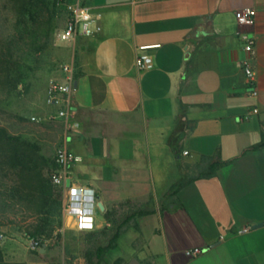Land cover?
Segmentation results:
<instances>
[{"label":"crops","instance_id":"crops-1","mask_svg":"<svg viewBox=\"0 0 264 264\" xmlns=\"http://www.w3.org/2000/svg\"><path fill=\"white\" fill-rule=\"evenodd\" d=\"M84 4L99 32L65 43L73 116L58 119V141L80 159L71 182L92 189L102 206L96 231L111 228L106 211L117 220L148 212L130 220L104 257L118 252L114 264H264V225L252 228L264 224V146L254 148L264 143V0ZM247 7L253 24L239 26L234 14ZM242 32L254 40L257 97L245 83ZM141 53L151 68L136 66ZM215 158L214 177L166 196ZM243 227L250 230L237 234ZM192 248L201 254L187 256Z\"/></svg>","mask_w":264,"mask_h":264},{"label":"rangeland","instance_id":"rangeland-1","mask_svg":"<svg viewBox=\"0 0 264 264\" xmlns=\"http://www.w3.org/2000/svg\"><path fill=\"white\" fill-rule=\"evenodd\" d=\"M74 1L40 0L41 9H37V2L33 0L31 13L25 17L26 29L30 34L23 47L24 68L22 84H19L22 95L12 94L0 104V128L12 137L31 143L41 157L44 171L50 174L55 169V150L60 146V126L58 120L49 118L51 112L43 113V108L48 106L47 91L50 84L59 82L65 65L66 41L60 38V34L67 18L66 5ZM1 15L9 24L15 23L10 5L2 0L0 18ZM1 179L7 184L11 182L10 177L2 178L0 175ZM53 228L46 240L47 247L41 253V248L30 249L29 240L24 238L18 226L1 222L0 248L5 260L10 264H86L84 255L90 246V232L80 233L71 229L64 219L62 202L60 217H54ZM117 253L109 252L104 257V264H114L116 260L113 257ZM124 262L121 260L117 263Z\"/></svg>","mask_w":264,"mask_h":264},{"label":"trees","instance_id":"trees-1","mask_svg":"<svg viewBox=\"0 0 264 264\" xmlns=\"http://www.w3.org/2000/svg\"><path fill=\"white\" fill-rule=\"evenodd\" d=\"M2 1L10 5V13L15 18V23L9 24L1 15L0 104L7 101L12 94L22 95L19 84H22L24 68L23 47L30 34L26 29L25 17L34 6L33 0ZM35 1L38 5L36 8L41 9L40 0ZM262 146L263 142L254 148ZM208 161V167H196V176L172 185L166 196L175 194L188 181L214 177L221 162L218 158ZM0 175L2 178H11L8 184L0 180V223L7 222L18 226L25 239L39 241L40 248L47 247L46 240L54 229V217H60L62 190L52 184L50 173L44 171L41 157L34 146L10 136L3 128H0ZM145 214L148 212L134 210L117 220L114 211H106L104 217L112 222V226L89 233L91 241L84 255L85 263L104 264V255L115 247L123 228L135 216ZM0 264H10L5 260L1 248Z\"/></svg>","mask_w":264,"mask_h":264},{"label":"built area","instance_id":"built-area-1","mask_svg":"<svg viewBox=\"0 0 264 264\" xmlns=\"http://www.w3.org/2000/svg\"><path fill=\"white\" fill-rule=\"evenodd\" d=\"M85 1L75 0L66 5L67 18L65 27L60 34L63 41L72 40L78 36L89 37L99 32V28L94 25L89 8L84 4ZM234 16L239 26L249 27L253 24L255 11L247 7L236 11ZM240 37L249 53V57L242 63L245 83L249 88L250 95L257 97L256 73L252 65L254 40L249 32H242ZM146 48L144 47L142 50ZM135 64L140 70H146L152 67V60L149 55L141 53L136 57ZM61 71L65 81L63 83L52 82L47 91V104L55 108V111L49 114V118L53 120L69 119L73 116L71 109L74 92L73 67L64 65ZM251 113L257 114L258 109L252 108ZM79 160V157L71 153L64 145L58 146L54 154L56 167L50 174V180L53 185L62 190V213L71 229L80 233L94 232L98 229L95 217V212L99 209L96 194L90 188L78 187L71 182L70 168ZM105 226L107 227L109 224L106 222ZM249 230L250 227H243L236 232L237 234H245ZM0 239H2V235H0ZM28 245L30 249H40V242L37 240H29ZM185 254L189 257H197L201 254V249H187Z\"/></svg>","mask_w":264,"mask_h":264},{"label":"water","instance_id":"water-1","mask_svg":"<svg viewBox=\"0 0 264 264\" xmlns=\"http://www.w3.org/2000/svg\"><path fill=\"white\" fill-rule=\"evenodd\" d=\"M67 185H68V182H67ZM98 206H99L100 209H102V206H101L100 204H99ZM263 225H264L263 223H259V224L253 225L252 228H253V229L260 228V227H262ZM44 248H45V246H43V247L41 248V250H40L41 253L44 252Z\"/></svg>","mask_w":264,"mask_h":264}]
</instances>
